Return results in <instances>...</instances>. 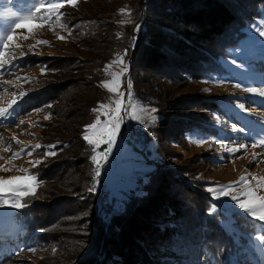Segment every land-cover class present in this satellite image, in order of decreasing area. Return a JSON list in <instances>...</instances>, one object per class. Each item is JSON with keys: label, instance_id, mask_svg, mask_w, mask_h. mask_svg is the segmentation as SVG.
I'll use <instances>...</instances> for the list:
<instances>
[{"label": "rangeland", "instance_id": "374dc122", "mask_svg": "<svg viewBox=\"0 0 264 264\" xmlns=\"http://www.w3.org/2000/svg\"><path fill=\"white\" fill-rule=\"evenodd\" d=\"M137 1L77 0L76 6L65 2L61 9L64 14L59 22L53 16L51 22L45 23L43 27L34 28L31 33L23 29L16 30L13 43L21 47L6 53V56L19 57L21 51L26 55L35 53L42 55V60L49 65L46 67L43 64L41 66L33 64L22 68L19 64L23 58H18L12 64L0 69V106L7 107L13 94L19 104L28 95L38 93L42 85L50 84L47 89L50 91L54 89H63V91L60 90L61 92L53 95L55 101L52 104L35 107L25 113L20 112L19 104L10 118L15 122L0 123V165L7 169L0 170V177L22 176L25 173L20 169H28L32 175L38 170L46 174L44 171L46 165L56 161L59 162V168L66 163L65 157L68 159L69 153L77 150L79 146L77 138H82L85 126L95 118L96 113L91 110L99 103H109L114 99L113 94L100 86V82L110 79L111 72L118 71L120 66L113 65L109 73H105L103 67L111 63L118 54L117 50L122 48L118 43L120 44L122 39L130 34L129 28L135 21L132 11ZM37 2L38 0H0V35H4L14 25L17 17L34 11ZM121 8H125L130 15L121 14L119 12ZM262 10L261 16L246 27V33L239 42L235 46H230L226 51L227 55L218 60L223 68L222 72L201 79L166 82V89L169 92L155 106L146 105L133 96L134 103L143 105L146 110L156 108L158 116L156 122L149 123L147 127L136 120H131L132 126L129 125L128 129L136 130L133 136L125 133L124 127L130 120L125 117L121 135L117 137V143L109 156L108 163L101 169V176L96 185V192L99 194V198H96L97 211L103 219L106 217L105 212L108 214L112 207L122 205L130 192L137 193L144 190L147 187L146 177L154 172L158 165L174 169L177 174L181 173L182 177L188 178V181L198 183L196 185L204 191H207L208 187L236 182L241 176H247L249 182L253 184L255 183L252 180L253 176H264V147H251L254 139L264 135V98L242 90L245 86H264V37L258 35L257 28V26L264 27V8ZM9 12L15 13V16L8 15ZM122 20L126 23H120ZM61 24L68 25L71 34L68 29L62 28ZM25 36L28 38L25 39ZM58 36H64L65 39H58ZM40 40L49 43L37 44L36 42ZM29 45L34 46L32 52H29ZM56 61L59 63L58 70H52ZM124 62L128 64L126 58ZM42 68L46 69L43 74ZM128 73L127 71L122 77L121 91H126ZM18 77L20 79H17ZM24 77L27 79H23ZM3 81L12 83L4 84ZM236 84H240L241 87H235ZM21 91L27 93L23 98L19 97ZM190 95L219 100L221 110L219 109L218 112L196 110L197 114L212 126L210 132L195 130L184 136H176V130H173L167 138L161 139L149 135L148 138H153L148 139L146 146L133 147V143L135 144L138 139L139 129L149 133L153 125L156 126L162 106L164 109L169 106L164 104L173 101L176 97L187 99ZM85 99L96 106L85 111ZM60 100L63 101L59 103ZM63 103L68 112L67 118L64 119L59 117L58 112L55 113L56 108ZM240 103L245 105L247 111L237 107ZM49 105L51 107H48ZM37 109L39 111H36ZM60 109L61 107L58 111ZM144 115L146 120V114ZM45 116H49V119L46 120ZM20 120H24L25 123L21 125ZM81 120L87 121L86 124L81 123ZM233 125L242 130L232 131ZM121 136L124 138L128 136L125 139L126 145L121 143ZM12 137L20 143L17 144ZM142 137H144L143 133ZM174 137H177V140ZM195 139H205L208 142L197 145L193 142ZM137 142L140 144V141ZM38 143L45 146L56 145L57 154L45 156L46 149L42 148L36 150L31 157L25 152L22 156L13 158L12 154L20 151L25 145ZM239 144L247 145V152L241 150L230 154L225 151V147L234 148ZM104 147L106 146H101V150ZM76 152L82 153L81 148ZM253 156L256 158L253 159ZM35 159H42L43 162L33 167L30 161ZM85 160L80 157V170L77 175L76 169H71L67 165L58 172L59 179L54 181L51 177V180H42L38 184V187L42 185L38 194L35 198H31L32 201L39 203L38 210L41 216H45L48 214L46 212L50 211L51 205L53 206L54 198L48 194L43 196L45 192L41 195V191L49 189L52 191L55 188L59 190V195H65L64 198L58 199V210L55 209L54 215H49L46 221V228L50 231L49 239L52 241L44 240L38 235L32 236L20 247L13 246L12 242L24 237L26 233L25 227L21 226L24 222L16 217L21 210L0 209V264H72L77 259L78 248L86 242L85 236L89 238L92 233L89 229L90 218L83 209L89 203L88 193L83 191L84 187H76L78 175L80 176V172L85 170ZM239 190L240 186L237 187L238 192ZM258 191L259 194L264 195V190ZM213 205L217 208L216 212L224 213L222 221L227 219L230 225L225 227V230L232 234L236 241L241 235L246 237L241 249L244 251L242 258L250 263L264 259V245H262L264 242L255 238L264 235V225L258 222L257 231L250 233L239 223H234L235 215H231L232 213L238 212L248 216L237 206L230 204L229 198L214 200ZM225 208L228 209L227 212L224 211ZM1 234L10 236L3 240ZM28 248H34L36 251L30 252ZM53 249L56 251L53 252ZM5 252H8L6 257L8 261H4L2 257ZM164 254L172 258L176 257L169 251Z\"/></svg>", "mask_w": 264, "mask_h": 264}, {"label": "trees", "instance_id": "16d2710c", "mask_svg": "<svg viewBox=\"0 0 264 264\" xmlns=\"http://www.w3.org/2000/svg\"><path fill=\"white\" fill-rule=\"evenodd\" d=\"M137 2L132 11L135 21L129 28L130 34L118 43L122 48L117 50V53H123L127 49V79L132 83L133 96L150 106L157 105L162 101V97L168 94L166 82L201 79L222 72L223 68L218 60L227 55L226 51L230 46L239 42L246 33V27L261 16L264 8V0ZM137 24L140 25L139 30L135 27ZM21 62L19 65L22 68L33 64H43L46 67L49 65L42 60V55L35 53L26 55ZM57 62L53 63L52 70H58ZM49 87L50 84L42 85L41 91L21 100L20 112L25 113L35 107L52 104L55 101L53 95L63 89L50 91L47 90ZM185 99L176 97L173 101L162 103L169 106L165 109L162 106L158 123L153 125L149 133L139 129L137 141H140V144L135 141L133 147L146 146L151 138H148L149 135L167 138L173 130H176V136H184L195 130L210 132L212 126L206 123L196 110L218 112L221 110L219 100L191 95ZM84 101L85 111L96 106L87 99ZM60 107H55V113L58 112L59 117L64 119L68 114L66 105L63 103ZM87 121L81 120V123L86 124ZM174 138L177 140V137ZM77 142L79 146L76 151L81 148L82 153L73 150L68 159L65 157L64 165L58 168L59 162L55 161L46 165V174L39 170L35 174L40 182L44 179L51 180V177L55 181L59 179L58 172L67 165L76 169L77 175L80 170V157L87 160L84 172H80L76 179V187L82 186L83 191L88 193L87 201L92 207L87 203L83 209L90 218L89 229L92 233L89 238L85 236L89 241L86 240L80 249L78 248L79 255L72 264H264V259L250 263L242 258L244 251L241 249L246 237L241 235L236 241L221 223L224 213L210 212L214 199L209 192L200 189L196 185L198 183L188 181L181 173L177 174L174 169L166 166L158 165L155 171L146 177L147 187L144 190L130 192L124 203L112 207L108 214L105 212L106 217L103 219L97 211V190L88 191L93 183L92 165L88 159L91 154L90 146L81 137L77 138ZM41 186L37 188L36 194ZM42 193L43 196L48 194L54 198L53 206L46 212L47 215L41 216L39 203L31 200L36 195L25 198L29 207L19 211L16 217L24 222L20 225L25 227L26 233L24 237L13 242L10 239L13 246L20 247L32 236L38 235L44 240L52 241L49 239L50 231L46 228V221L54 215L55 209L58 210V199L64 198L65 195H59V190L55 188L52 191L42 190L41 195ZM234 223H239L250 233H255L259 228L258 222L238 212L235 214ZM1 235L3 240L10 236ZM168 251L176 257L166 256L164 253ZM7 255L8 252L3 254L4 261H8Z\"/></svg>", "mask_w": 264, "mask_h": 264}, {"label": "snow or ice", "instance_id": "6c2138e0", "mask_svg": "<svg viewBox=\"0 0 264 264\" xmlns=\"http://www.w3.org/2000/svg\"><path fill=\"white\" fill-rule=\"evenodd\" d=\"M70 4L72 6L77 5V0H38L37 4L34 6V11H30L28 14L17 17L14 25L4 34L0 35V69H3L6 65H10L14 60L24 58L25 52L21 51L19 57L6 56V53L14 51L16 48H20L21 45L14 44L13 41L16 38V30L23 29L28 33H31L34 28L43 27L45 23H49L52 17L55 16L56 21L59 22L61 16L64 14L61 9L64 7V3ZM121 14L130 15L127 13L125 8L119 10ZM8 15L15 16V13H7ZM120 23H126L125 21H120ZM62 28L68 29L70 34L71 31L69 26L66 24L60 25ZM136 29L139 30L140 25H135ZM258 35L264 37V27L257 26ZM119 37V33H117ZM25 39L28 37L25 36ZM58 39L64 40V36H58ZM37 44H48L47 41H37ZM33 45H29V52H32ZM127 56V49L123 53H118L111 63L104 65L103 70L105 73H109L113 65H119V70L116 72H111V78L105 79L100 82V86L106 89L109 93L113 94L114 99L109 103H99L91 111L96 113L94 120L87 124L83 130V140L86 141L87 145L90 146L91 154L88 159L91 162V179L93 181L91 187H89V192H95L96 185L101 176V169L108 163L109 156L112 154L113 148L117 143V137L121 135V127L124 122L125 117L131 120H136L145 127L149 123H155L157 120V109L151 108L150 111L146 110L143 105L134 103V97L132 93V83L127 82L126 91H121L122 87V77L128 71V65L124 62ZM235 64V60H233ZM46 71L45 68L41 69L42 74ZM17 79H20L19 77ZM23 79H27L24 77ZM4 84H11V81H3ZM235 87H241L240 84H236ZM245 93H249L254 96H259L264 98V86L253 87L245 86L242 89ZM27 93L21 91L19 97L23 98ZM19 107L17 98L13 94V98L8 102L7 107L0 106V123L4 121H10L14 123V120L10 118L15 113V109ZM48 107H51L49 105ZM237 107L243 111L245 105L240 103ZM36 111H39L37 109ZM146 114V120L145 115ZM103 117V119L101 118ZM45 119H49V116H45ZM147 121V122H146ZM24 120H20V124H24ZM19 126V125H18ZM242 129H237L235 125L232 127V131H240ZM15 140V137H12ZM17 144L20 142L15 140ZM197 145H203L208 141L205 139H195L193 141ZM101 146H106L101 150ZM252 148L264 147V135H261L259 139H254L251 145ZM46 149L44 152L45 156H55L56 145H25L20 151L14 152L13 158H17L27 153L28 156H32L36 150ZM248 146L245 144H239L237 147H225V151L230 154H234L238 151L244 150L247 152ZM256 157L253 156V159ZM42 159H35L30 161L33 167L40 165ZM251 163V161H250ZM0 170H7L0 165ZM21 172L25 174L22 176H10L7 178L0 177V209H14L22 210L29 207L26 202V197L35 196L37 193V187L40 181H38L37 176L32 175L28 169H20ZM252 180L255 183H251L247 176H241L238 181L230 182L224 185H217L215 187H208L206 190L211 194V198L214 200H221V198H229V203L234 204L238 209L242 210L243 214L254 219L255 221L264 225V195L259 194L258 190H264V176L256 177L253 176ZM240 186L239 192L237 187ZM217 208L215 205L211 207L210 212L216 213ZM224 211H228L227 208ZM231 215H235L232 213ZM225 227L230 226L229 221L226 219L221 222ZM258 241L264 242V235H258L255 237ZM264 245V244H262ZM30 252H35L36 249L28 248ZM56 250L53 249V252Z\"/></svg>", "mask_w": 264, "mask_h": 264}, {"label": "built area", "instance_id": "2783aa9c", "mask_svg": "<svg viewBox=\"0 0 264 264\" xmlns=\"http://www.w3.org/2000/svg\"><path fill=\"white\" fill-rule=\"evenodd\" d=\"M128 123H126L124 129L126 130L125 133H128L127 135L131 134V136L135 135L136 133V130L135 129H128V126L131 125L132 126V122H131V119L127 121ZM126 138H128V136H126ZM123 136H121L120 140H121V143H125V139Z\"/></svg>", "mask_w": 264, "mask_h": 264}]
</instances>
